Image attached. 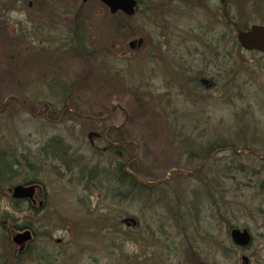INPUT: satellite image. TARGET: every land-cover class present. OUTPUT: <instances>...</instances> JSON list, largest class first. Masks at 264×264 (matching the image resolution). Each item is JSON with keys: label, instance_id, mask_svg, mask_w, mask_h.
<instances>
[{"label": "rangeland", "instance_id": "rangeland-1", "mask_svg": "<svg viewBox=\"0 0 264 264\" xmlns=\"http://www.w3.org/2000/svg\"><path fill=\"white\" fill-rule=\"evenodd\" d=\"M11 1L0 0V264H264V55L237 41L264 25V0H142L128 21L61 0L68 16L51 34L34 31L32 0ZM111 127L106 140L135 148L110 151L99 136ZM131 163L141 181L167 180L117 189ZM32 183L44 189L34 205L13 199Z\"/></svg>", "mask_w": 264, "mask_h": 264}, {"label": "water", "instance_id": "water-1", "mask_svg": "<svg viewBox=\"0 0 264 264\" xmlns=\"http://www.w3.org/2000/svg\"><path fill=\"white\" fill-rule=\"evenodd\" d=\"M103 4L110 10L112 14L123 12L126 15L132 17L136 13L137 1L136 0H101ZM237 41L241 45L242 49L249 52H259L264 55V25H253L246 31H240L237 34ZM128 120V117H127ZM127 122V121H126ZM130 142L121 144H112L115 147H120ZM129 164H126L128 168ZM127 172L133 176L140 184L144 186H152L158 183H162L167 180L157 182H144L141 181L133 172L127 169ZM175 171H172L174 173ZM179 172V171H178ZM36 185L23 186L19 185L15 187L13 191V199L15 200H33L36 194ZM133 221V220H132ZM231 238L233 243L239 247H247L252 242V236L248 230L233 229L231 232ZM33 240L31 231H25L19 233L14 239L13 243L20 248V252L25 250V246Z\"/></svg>", "mask_w": 264, "mask_h": 264}, {"label": "flooded vegetation", "instance_id": "flooded-vegetation-1", "mask_svg": "<svg viewBox=\"0 0 264 264\" xmlns=\"http://www.w3.org/2000/svg\"><path fill=\"white\" fill-rule=\"evenodd\" d=\"M60 1L61 0H32V1H30L29 3H28V5H29V8L30 9H32V7H34V10H36V12L38 13V14H36V13H34L33 15H32V22H33V24H34V31H47V32H49L48 34H51L50 32H52V31H55V30H59V28H60V22H57L56 21V19L58 20V19H63V18H65L66 16H68V13H64V8H63V6H59L58 4L60 3ZM92 1H96V3H98V4H100V5H102L108 12H109V14H110V19H112L115 15H123L125 18L124 19H126L127 21L129 20V17L130 16H128V15H126L125 13H123V12H118V13H116V14H112L111 12H110V10L105 6V4H103V2L101 1V0H83V4H88L89 2H92ZM137 1V8H136V13L134 14V16L137 14V12L138 11H140V9L143 7L142 6V0H136ZM186 1L187 2H189V1H191V0H185V4H186ZM221 2H223V1H225V0H220ZM221 2H220V4H219V10H222V8L220 7V5H221ZM51 3H54V5H55V7H54V5L51 7L50 6V4ZM11 4H15L16 5V7L18 8V6L20 5H23V2H22V0H12L11 1ZM12 7V6H11ZM3 8V7H2ZM16 8V9H17ZM3 10H9L10 11V9H7V7L5 6L4 8H3ZM8 11V12H9ZM52 11V12H51ZM220 12V11H219ZM49 13L50 14H52V15H54V17H51L50 18V15H49ZM2 14H4V12L2 13L1 11H0V29H4V27H6L7 25H5V23H3V19H2ZM144 15H147L148 16V18H150V19H155V18H159V16H158V14H155L154 13V9H152V12H148V10L146 11V12H144L143 13ZM62 15V16H61ZM76 17H78L77 16V13H76V15H75V18ZM133 17V16H132ZM125 20V21H126ZM124 23H128V22H124ZM123 23V24H124ZM7 28V27H6ZM41 33H43V32H41ZM28 37V36H27ZM48 38L50 37H52V36H47ZM14 39V38H13ZM48 40L49 39H44L43 41H47L48 42ZM15 41H16V39H15ZM43 44H44V42H42ZM49 43V42H48ZM41 45V44H40ZM49 45V44H48ZM146 45V39H143V38H141V39H139L138 41H133V42H131L130 43V47H132V48H135V47H137V48H142L143 46H145ZM202 82H204V80H202ZM206 82V81H205ZM117 109H121V110H123L121 107L120 108H118V107H115L114 108V111L115 110H117ZM124 111V110H123ZM119 129H120V127H111V128H109L108 129V131L106 132V135H105V137L107 136V134H110V133H117V132H119ZM106 139H102V142H105L106 143ZM109 144V143H108ZM109 146L110 147H112V145L111 144H109ZM37 185V187H38V184H36ZM41 188H42V190L44 191V189H43V187L41 186ZM40 191V190H39ZM36 193H38V190H37V192ZM35 198V197H34ZM32 201V204L34 205L35 203H36V201L33 199V200H31ZM245 263L246 264H258V263H254V261H253V259H251V258H246L245 257Z\"/></svg>", "mask_w": 264, "mask_h": 264}, {"label": "trees", "instance_id": "trees-1", "mask_svg": "<svg viewBox=\"0 0 264 264\" xmlns=\"http://www.w3.org/2000/svg\"><path fill=\"white\" fill-rule=\"evenodd\" d=\"M245 30H248L245 29ZM101 117H95V119L99 120ZM113 134V133H110V135ZM130 148H135L134 145H127V146H124V147H110L109 146V149L110 151H113V152H117L119 154V152L121 151H125V153H127V150H130ZM67 151L64 152V155L60 154V158H63L64 156L66 157L67 156ZM126 166L124 167H121V169L117 170V173L116 176H115V187L117 189H123L124 191V188H129L130 189V192L132 193V191L134 189H140V188H143V189H146V188H150V187H146V186H143L141 185L136 179H134L127 171H126ZM128 169H130L132 172H136L133 168V164H129L128 166ZM34 184V183H32ZM29 185V184H27ZM140 187V188H139ZM119 193V194H125V193Z\"/></svg>", "mask_w": 264, "mask_h": 264}]
</instances>
